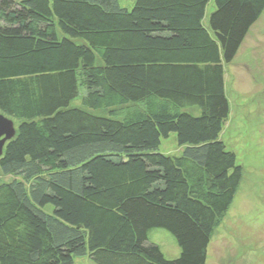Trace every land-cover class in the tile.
Returning a JSON list of instances; mask_svg holds the SVG:
<instances>
[{
    "label": "trees",
    "instance_id": "obj_1",
    "mask_svg": "<svg viewBox=\"0 0 264 264\" xmlns=\"http://www.w3.org/2000/svg\"><path fill=\"white\" fill-rule=\"evenodd\" d=\"M263 11L264 0H0V113L17 124L0 157L14 178L0 181V264H207L243 172L219 140L225 68ZM171 134L179 157L158 151ZM152 230L175 239L177 259Z\"/></svg>",
    "mask_w": 264,
    "mask_h": 264
},
{
    "label": "rangeland",
    "instance_id": "obj_2",
    "mask_svg": "<svg viewBox=\"0 0 264 264\" xmlns=\"http://www.w3.org/2000/svg\"><path fill=\"white\" fill-rule=\"evenodd\" d=\"M132 1L119 0L122 7H130ZM212 8V4L207 7V17ZM225 69L230 114L219 140L235 154L243 172L229 210L213 231L207 264H264V11ZM70 108H82L81 98L75 99ZM13 124L16 129V122ZM158 151L164 156L179 157L182 148L171 134L161 139ZM0 179L4 184L14 178L0 173ZM43 210L52 214L51 206ZM147 238L160 248L165 259L178 258L177 243L166 231L152 230ZM73 264L94 263L81 257Z\"/></svg>",
    "mask_w": 264,
    "mask_h": 264
},
{
    "label": "water",
    "instance_id": "obj_3",
    "mask_svg": "<svg viewBox=\"0 0 264 264\" xmlns=\"http://www.w3.org/2000/svg\"><path fill=\"white\" fill-rule=\"evenodd\" d=\"M0 127H2L5 130L3 134L0 135V157H1L4 145L9 140L14 138L16 129L14 128L13 121L4 117L1 113H0Z\"/></svg>",
    "mask_w": 264,
    "mask_h": 264
},
{
    "label": "snow or ice",
    "instance_id": "obj_4",
    "mask_svg": "<svg viewBox=\"0 0 264 264\" xmlns=\"http://www.w3.org/2000/svg\"><path fill=\"white\" fill-rule=\"evenodd\" d=\"M4 131L5 130L2 127H0V135H2Z\"/></svg>",
    "mask_w": 264,
    "mask_h": 264
}]
</instances>
